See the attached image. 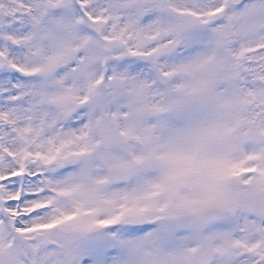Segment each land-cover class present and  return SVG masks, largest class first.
I'll return each instance as SVG.
<instances>
[{
  "label": "snow or ice",
  "instance_id": "6c2138e0",
  "mask_svg": "<svg viewBox=\"0 0 264 264\" xmlns=\"http://www.w3.org/2000/svg\"><path fill=\"white\" fill-rule=\"evenodd\" d=\"M0 264H264V0H0Z\"/></svg>",
  "mask_w": 264,
  "mask_h": 264
}]
</instances>
